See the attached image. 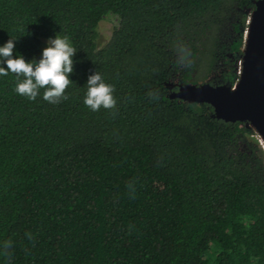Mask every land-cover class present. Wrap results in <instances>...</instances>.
<instances>
[{"label": "trees", "instance_id": "1", "mask_svg": "<svg viewBox=\"0 0 264 264\" xmlns=\"http://www.w3.org/2000/svg\"><path fill=\"white\" fill-rule=\"evenodd\" d=\"M256 1L0 0V45L77 51L56 103L0 76V264H264L263 140L170 98L237 81ZM95 72L114 107L83 103Z\"/></svg>", "mask_w": 264, "mask_h": 264}, {"label": "water", "instance_id": "2", "mask_svg": "<svg viewBox=\"0 0 264 264\" xmlns=\"http://www.w3.org/2000/svg\"><path fill=\"white\" fill-rule=\"evenodd\" d=\"M241 55L239 78L235 83L213 85L182 84L171 99L206 103L213 107V117L226 122H244L264 142V0L255 2ZM174 88V85H169Z\"/></svg>", "mask_w": 264, "mask_h": 264}, {"label": "clouds", "instance_id": "3", "mask_svg": "<svg viewBox=\"0 0 264 264\" xmlns=\"http://www.w3.org/2000/svg\"><path fill=\"white\" fill-rule=\"evenodd\" d=\"M15 49L16 40L12 38L0 45V76L16 74L18 94L34 100L43 88V99L50 103L66 98L65 89L72 82L70 74L74 71L73 58L77 53L67 37L57 34L50 37L38 60H26ZM86 85L83 103L92 111L115 106L114 88L98 72L89 76Z\"/></svg>", "mask_w": 264, "mask_h": 264}, {"label": "rangeland", "instance_id": "4", "mask_svg": "<svg viewBox=\"0 0 264 264\" xmlns=\"http://www.w3.org/2000/svg\"><path fill=\"white\" fill-rule=\"evenodd\" d=\"M118 26L119 18L117 16L109 15L105 17V19L100 23L98 27L99 33L96 40L99 48H102L108 43ZM46 42L47 40L45 41V44Z\"/></svg>", "mask_w": 264, "mask_h": 264}]
</instances>
